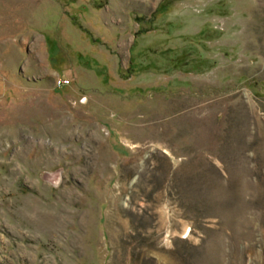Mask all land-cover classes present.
<instances>
[{
  "label": "rangeland",
  "instance_id": "374dc122",
  "mask_svg": "<svg viewBox=\"0 0 264 264\" xmlns=\"http://www.w3.org/2000/svg\"><path fill=\"white\" fill-rule=\"evenodd\" d=\"M0 264H264V0H0Z\"/></svg>",
  "mask_w": 264,
  "mask_h": 264
}]
</instances>
